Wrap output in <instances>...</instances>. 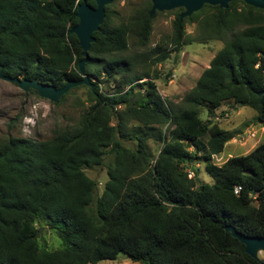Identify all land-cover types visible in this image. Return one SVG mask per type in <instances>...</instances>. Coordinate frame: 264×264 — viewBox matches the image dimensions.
Instances as JSON below:
<instances>
[{
  "label": "trees",
  "instance_id": "trees-1",
  "mask_svg": "<svg viewBox=\"0 0 264 264\" xmlns=\"http://www.w3.org/2000/svg\"><path fill=\"white\" fill-rule=\"evenodd\" d=\"M83 1L0 0V71L57 88L81 79L83 49L71 29ZM151 5L146 1L120 20L106 6L86 63L95 89L89 88L75 125L45 140L0 141V264H97L120 253L143 264L264 262L226 231L232 225L264 236V142L217 164L213 156L239 132L212 119L233 101L255 109L264 127V9L232 0L227 8L206 4L181 18L178 8L171 49L158 43L150 53L124 55L132 36L148 46ZM188 23L197 24L195 34L186 33ZM213 39L224 45L184 105L173 108L150 66L184 44ZM105 82L110 89L102 88ZM203 107L209 119L200 116ZM150 139L160 143L158 155ZM196 160L205 163L212 183L199 180ZM99 166L108 174L101 194L86 173ZM45 226L60 238L59 248L40 242Z\"/></svg>",
  "mask_w": 264,
  "mask_h": 264
},
{
  "label": "rangeland",
  "instance_id": "rangeland-1",
  "mask_svg": "<svg viewBox=\"0 0 264 264\" xmlns=\"http://www.w3.org/2000/svg\"><path fill=\"white\" fill-rule=\"evenodd\" d=\"M146 1L150 0H113L110 5L116 11L117 20H120L128 19L133 10L145 5ZM175 10L156 11L153 14V28L148 46L139 47L132 36L129 39V50L125 51L124 55L150 53L158 43L166 45L167 42L168 48L171 49L173 46L168 40L174 32ZM196 32V23L186 25V33L195 34ZM223 45L224 42L219 39L207 42L194 41L184 44L178 53L171 52L169 58L161 63L152 64L155 56L148 59L147 62L152 64L150 66L152 73H158L159 78L156 82L160 94L173 108L178 109L184 105L185 95L196 85L201 73L209 67L212 58ZM93 81L97 82L96 79ZM107 84L108 82L102 83L104 90L110 89ZM90 87L85 84L76 86L70 89L65 97L53 102L39 96L34 90L25 91L16 83L0 78V141L10 136L45 140L54 136L57 131L75 125L86 108V98ZM256 115L255 109L249 106H236L233 101H227L215 110L212 114L213 121L226 130L239 132L226 143L222 153L213 156L215 163L222 164L231 156L246 154L256 145L264 142V127L257 122ZM200 116L203 119L210 118L206 107L201 108ZM127 142L134 145L132 141ZM149 145L153 153L158 155L160 143L150 139ZM109 160L110 157L106 159V162ZM194 167L199 169L200 181L212 183V178L207 173L203 161L196 160ZM191 168L192 166L189 167ZM86 173L99 182V194H101L108 180L106 168L103 166L88 168ZM194 174V171H191L190 176L193 177ZM41 234L39 240L42 244L46 243L52 249L60 247V238L48 226L41 228ZM259 256L264 259V252L259 253ZM97 264L143 263L120 253L115 260H102Z\"/></svg>",
  "mask_w": 264,
  "mask_h": 264
},
{
  "label": "water",
  "instance_id": "water-1",
  "mask_svg": "<svg viewBox=\"0 0 264 264\" xmlns=\"http://www.w3.org/2000/svg\"><path fill=\"white\" fill-rule=\"evenodd\" d=\"M97 6L90 5L86 0L78 5L77 17L79 22L71 29L83 49V59L79 61V71L82 76L79 80H69L67 83L57 88L52 84H45L37 79L30 80L21 78L20 76L11 77L0 71V78L16 83L25 91L34 90L43 98H47L53 102L59 101L70 89L85 84L95 88L92 77L86 72V63L89 59L91 44L95 41L94 33L100 30L106 16V6L111 4L113 0H95ZM152 8L150 15L156 11H171L177 8H184L181 18L192 15L201 10L206 4L219 5L227 8L232 0H150ZM245 3L254 7L264 9V0H243ZM262 95L261 102H264V90L259 92ZM226 231L238 238L244 245L247 254L254 258H260L259 253L264 252V236H251L238 231L234 226L227 225ZM264 264V262L262 263Z\"/></svg>",
  "mask_w": 264,
  "mask_h": 264
},
{
  "label": "built area",
  "instance_id": "built-area-1",
  "mask_svg": "<svg viewBox=\"0 0 264 264\" xmlns=\"http://www.w3.org/2000/svg\"><path fill=\"white\" fill-rule=\"evenodd\" d=\"M241 188H242V187H241L240 185H239V186H236V188H235V193L238 194V193L240 192Z\"/></svg>",
  "mask_w": 264,
  "mask_h": 264
}]
</instances>
